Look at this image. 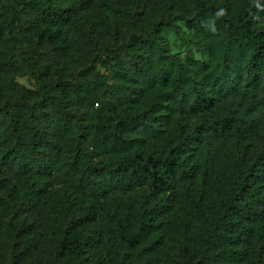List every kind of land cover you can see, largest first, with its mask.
<instances>
[{
	"label": "trees",
	"instance_id": "1",
	"mask_svg": "<svg viewBox=\"0 0 264 264\" xmlns=\"http://www.w3.org/2000/svg\"><path fill=\"white\" fill-rule=\"evenodd\" d=\"M19 4L0 0V41ZM30 9L24 28L40 43L0 59L35 87L0 102V264H264V0ZM179 21L195 55L214 49L211 64L167 48L161 32L180 34ZM61 36L100 47L115 82L91 93V59L82 80L61 52L49 62L39 44ZM75 100L97 121L84 125ZM53 180L72 191H51ZM25 211L36 223L13 221Z\"/></svg>",
	"mask_w": 264,
	"mask_h": 264
},
{
	"label": "rangeland",
	"instance_id": "2",
	"mask_svg": "<svg viewBox=\"0 0 264 264\" xmlns=\"http://www.w3.org/2000/svg\"><path fill=\"white\" fill-rule=\"evenodd\" d=\"M31 1L32 0H19V6H13L9 12L6 13V20L10 22L11 28L9 29V35H6V33H4L5 35L3 34L7 40L0 41V59L4 57H11L14 61H17L22 50L27 48L30 43H40L41 31H39V29L35 28L26 30V28H24L25 20L32 17L30 9ZM165 12L168 14L167 16L173 17L179 14V10L174 6H171L169 9L165 10ZM178 25L180 27V34L178 33V35L174 34L167 28L161 32V36L163 37L167 48L172 54L180 56L183 61H185L187 57L194 59L199 58L200 55H195L193 47L188 46L186 42L189 38L187 36L185 24L179 21ZM3 35L1 36L3 37ZM47 35L48 33H43V37L41 36V38L45 39ZM12 36L13 38H11ZM75 40L76 39L74 37L64 38V36H61L57 39L51 38V42L49 43L43 42L39 45L42 51L45 52L49 58H51L49 62L54 63V65L57 63L56 58L53 57L54 54L56 52H61L63 57L66 59V62L70 65L72 78L76 80H82V71L89 68V60L91 59L93 68H95L96 71V77H92L89 74V79L91 80L88 83V89L91 93H97L100 90L99 83L97 82L99 79L108 84L115 82L116 74L108 68L103 61H101L102 52L100 47L95 48L93 46H86L85 48H81V50H79L78 45L75 44V42L73 43ZM188 49H190L189 52ZM213 52L214 49L212 47L209 50L205 49L202 53L203 57L200 56V58L207 64H211ZM69 53H76V55H78V62L72 61ZM33 83V79L28 75H16L12 72L8 73L7 71L0 72V102L5 100H23L24 98H20V93H23L24 89L34 91L35 87ZM73 114L80 117L84 125L91 124L97 121L98 118L95 109L89 107L88 104L81 105V102L78 100L74 101ZM48 124L50 130H52L51 122ZM48 189L56 191V193L61 196H66L65 193L72 191L68 180L67 182L53 180L51 184L48 185ZM13 218L15 220L11 219L14 222L20 221L28 224L36 223L33 211L23 212L21 218H18V214L16 213L13 215Z\"/></svg>",
	"mask_w": 264,
	"mask_h": 264
},
{
	"label": "clouds",
	"instance_id": "3",
	"mask_svg": "<svg viewBox=\"0 0 264 264\" xmlns=\"http://www.w3.org/2000/svg\"><path fill=\"white\" fill-rule=\"evenodd\" d=\"M218 15H222V13H218Z\"/></svg>",
	"mask_w": 264,
	"mask_h": 264
}]
</instances>
